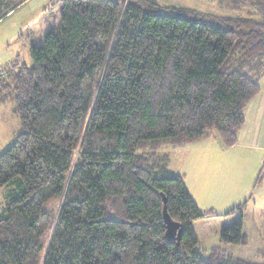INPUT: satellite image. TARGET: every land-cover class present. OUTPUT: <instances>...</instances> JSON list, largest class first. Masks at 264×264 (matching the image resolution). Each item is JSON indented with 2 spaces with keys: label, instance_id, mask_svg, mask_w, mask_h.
I'll list each match as a JSON object with an SVG mask.
<instances>
[{
  "label": "trees",
  "instance_id": "trees-1",
  "mask_svg": "<svg viewBox=\"0 0 264 264\" xmlns=\"http://www.w3.org/2000/svg\"><path fill=\"white\" fill-rule=\"evenodd\" d=\"M8 1L0 20L27 0ZM253 1L260 13L218 16L62 0V25L30 47L31 65L0 77L20 121L0 154V264H264L227 252L247 244L240 206L208 252L197 248L191 222L218 214L197 207L160 153L235 145L264 75V0ZM161 195L179 245L165 237Z\"/></svg>",
  "mask_w": 264,
  "mask_h": 264
},
{
  "label": "rangeland",
  "instance_id": "rangeland-1",
  "mask_svg": "<svg viewBox=\"0 0 264 264\" xmlns=\"http://www.w3.org/2000/svg\"><path fill=\"white\" fill-rule=\"evenodd\" d=\"M8 4H10L8 0H0V13L5 12ZM62 13V0H27L0 20V77L7 71L16 70L17 67L13 65L16 56L22 63L31 65L30 47L42 45L49 31L61 27ZM19 131V117L13 113L12 105L8 102H0V154L8 148ZM177 150L165 146L160 153L171 155V170L177 173L180 170L187 172L189 178L186 183L191 188L193 196H190L194 198L193 201L198 206L209 204L202 199L197 184L199 168L193 161L197 153L187 152L186 155H180ZM257 153L256 151L250 154L251 158L239 166L238 177L227 187L231 193L233 206L241 204L240 207L243 208L244 200H247L242 229L248 237V245H230L228 250L235 258L247 262H260L257 251L264 248V157L258 162L259 157L255 158ZM258 177L261 178L260 186L253 189ZM233 192L236 193L235 200ZM8 194L9 188H0V209H3L7 203ZM204 194L208 195L206 192ZM239 213L240 211L236 210L221 218L215 216L193 220L190 225L198 241L197 248L208 252L214 242L220 238L223 227L233 225L238 220Z\"/></svg>",
  "mask_w": 264,
  "mask_h": 264
},
{
  "label": "crops",
  "instance_id": "crops-1",
  "mask_svg": "<svg viewBox=\"0 0 264 264\" xmlns=\"http://www.w3.org/2000/svg\"><path fill=\"white\" fill-rule=\"evenodd\" d=\"M163 6H175L196 10L202 14H213L218 16H237V15H252L260 13L255 1L253 0H213L204 2V0H152ZM15 63L13 64L17 68L22 64L18 56L15 57ZM16 68V69H17ZM259 92L255 98L247 105L245 109V123L237 135V141L235 145L231 147H224L220 141L216 138H209L201 140L181 148H177L180 155H186V153H197L193 158V161L197 163L199 168V177L197 184L201 191L202 199H205L207 203L205 206L197 207L201 211H215L218 216H227V213L238 206H233L231 202V193L228 191V185L238 177V168L245 161H248L251 157L250 154L258 152L256 157H259L258 162L264 157V75L258 79ZM172 163V157L170 155V163ZM173 171V170H172ZM177 173V172H175ZM183 177L184 184L189 194L191 188H189L187 182L188 174L185 171L177 173ZM259 178V177H258ZM255 181L254 188H258L261 183ZM208 186V187H207ZM206 192L205 195L204 193ZM234 200L237 198L236 193L233 192ZM193 196V195H192ZM191 196V197H192ZM193 198V197H192ZM194 200V198H193ZM195 201V200H194ZM244 200L242 208V224L244 226V208L246 206ZM211 203V204H210ZM215 203V204H212ZM240 214V213H239ZM208 219V218H207ZM228 226L223 227L226 228ZM219 229V228H218ZM244 233V231H243ZM247 238L248 245V237ZM216 244L214 242L213 246ZM230 245L227 246V252L231 254L229 250ZM212 248V247H211ZM210 248V249H211ZM206 252V251H203ZM260 252H263L264 248H260L257 251V256ZM232 255V254H231ZM233 256V255H232ZM260 257V262L250 263H264V259Z\"/></svg>",
  "mask_w": 264,
  "mask_h": 264
},
{
  "label": "water",
  "instance_id": "water-1",
  "mask_svg": "<svg viewBox=\"0 0 264 264\" xmlns=\"http://www.w3.org/2000/svg\"><path fill=\"white\" fill-rule=\"evenodd\" d=\"M162 196L163 200V210H162V217L165 225V237L168 241L175 240L176 244L179 245V239L182 234L183 228L181 227L180 223L173 221L167 211H166V199Z\"/></svg>",
  "mask_w": 264,
  "mask_h": 264
},
{
  "label": "built area",
  "instance_id": "built-area-1",
  "mask_svg": "<svg viewBox=\"0 0 264 264\" xmlns=\"http://www.w3.org/2000/svg\"><path fill=\"white\" fill-rule=\"evenodd\" d=\"M206 1H213V0H206Z\"/></svg>",
  "mask_w": 264,
  "mask_h": 264
}]
</instances>
